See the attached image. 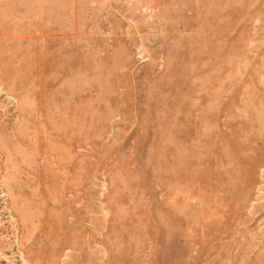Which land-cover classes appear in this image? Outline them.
<instances>
[{
	"label": "rangeland",
	"instance_id": "374dc122",
	"mask_svg": "<svg viewBox=\"0 0 264 264\" xmlns=\"http://www.w3.org/2000/svg\"><path fill=\"white\" fill-rule=\"evenodd\" d=\"M0 264H264V0H0Z\"/></svg>",
	"mask_w": 264,
	"mask_h": 264
}]
</instances>
